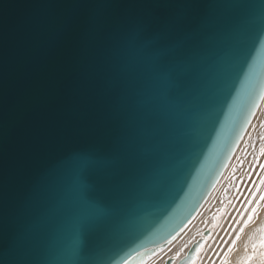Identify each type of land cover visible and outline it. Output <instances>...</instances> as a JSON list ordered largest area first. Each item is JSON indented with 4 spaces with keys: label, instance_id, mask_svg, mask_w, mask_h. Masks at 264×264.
<instances>
[{
    "label": "water",
    "instance_id": "water-1",
    "mask_svg": "<svg viewBox=\"0 0 264 264\" xmlns=\"http://www.w3.org/2000/svg\"><path fill=\"white\" fill-rule=\"evenodd\" d=\"M263 91L264 0H0V264L166 243Z\"/></svg>",
    "mask_w": 264,
    "mask_h": 264
},
{
    "label": "bare ground",
    "instance_id": "bare-ground-1",
    "mask_svg": "<svg viewBox=\"0 0 264 264\" xmlns=\"http://www.w3.org/2000/svg\"><path fill=\"white\" fill-rule=\"evenodd\" d=\"M251 173L249 188L235 195V187ZM199 239L203 242L190 264H264V91L219 178L195 213L166 243L147 244L117 264H142L154 250L145 264H166L168 259L177 264Z\"/></svg>",
    "mask_w": 264,
    "mask_h": 264
},
{
    "label": "rangeland",
    "instance_id": "rangeland-1",
    "mask_svg": "<svg viewBox=\"0 0 264 264\" xmlns=\"http://www.w3.org/2000/svg\"><path fill=\"white\" fill-rule=\"evenodd\" d=\"M258 165H256L255 167H253L252 168V170L254 171L255 170V168L257 167ZM261 168H262V165H260V167H259V169L261 170ZM251 170V171H252ZM253 171H252V173H253ZM252 173H251V175H249L248 177H246V178H244L242 181H240V183L237 185V187H235V195L237 194V192L238 191H240L241 193H242V190H244V189H248L249 188V182L252 180ZM236 189H237V191H236ZM240 189V190H239ZM239 195V194H238ZM229 197H233V195H229ZM236 200H237V198L236 199H233V202H232V206H231V210H232V208L235 206V204H236ZM205 233H207V231H205ZM203 242V241H202ZM202 244V243H201ZM157 252V250L155 251L154 250V252H151L150 253V255L148 256V257H146V259H145V261L142 263V264H145L147 261H148V259H149V257L151 256V255H154L155 253Z\"/></svg>",
    "mask_w": 264,
    "mask_h": 264
}]
</instances>
